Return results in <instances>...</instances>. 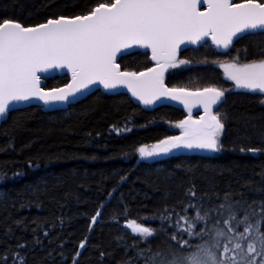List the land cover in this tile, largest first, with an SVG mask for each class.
Segmentation results:
<instances>
[{
    "label": "trees",
    "instance_id": "16d2710c",
    "mask_svg": "<svg viewBox=\"0 0 264 264\" xmlns=\"http://www.w3.org/2000/svg\"><path fill=\"white\" fill-rule=\"evenodd\" d=\"M107 2L0 0V21L33 26ZM247 35L250 55L264 49ZM220 53L209 42L187 48L179 61L188 63L164 79L173 88L225 91L214 111L224 123L220 150L211 156L136 164L139 149L174 135L185 114L168 106L144 110L122 93L95 91L65 110L30 106L10 112L0 124V264H161L197 245L211 248L224 264H233L232 257L237 264L253 257L261 264L264 253H256L257 237L264 234V93L236 88L222 74ZM118 64L125 71L150 66L141 52L121 56ZM66 81L56 76L45 80V88ZM131 220L155 235L133 233L125 227ZM189 223L192 236L183 231ZM249 224L248 239H239ZM220 231L224 235L216 236ZM184 240L189 243L181 248ZM237 242L243 251L223 254L225 244ZM249 242L256 253H247Z\"/></svg>",
    "mask_w": 264,
    "mask_h": 264
},
{
    "label": "snow or ice",
    "instance_id": "6c2138e0",
    "mask_svg": "<svg viewBox=\"0 0 264 264\" xmlns=\"http://www.w3.org/2000/svg\"><path fill=\"white\" fill-rule=\"evenodd\" d=\"M201 3L207 5L203 11L199 10ZM245 33L264 34V2L261 0H243L241 3L232 0H111L99 3L85 15L61 16L31 27L3 19L0 21V116L6 114L12 102L38 99L49 104L67 101L94 83L102 84L105 89L126 85L132 95L146 105L168 96L182 100L188 107L189 98H192L205 112L199 120L181 121L177 126L183 129L182 135L162 140L156 146L157 151L145 152L140 148L142 157L168 153L180 147L219 151L224 123L219 112L212 109L222 101L225 91L216 87L196 92L167 89L163 84V73L169 67L188 63L177 62L181 44H197L210 37L217 48L228 49L234 38ZM133 45L150 48L157 67L140 73L120 71L116 56ZM221 66L236 88L264 93V58ZM65 67L71 71L73 81L66 89L44 91L39 87L38 72ZM196 219L203 220L204 217L197 215ZM92 220L95 222L96 217ZM127 227L144 239L155 235L153 229L135 220L129 221ZM193 227L189 223L183 231L192 236ZM232 230L229 227L228 231ZM252 230L253 226L249 224L239 234V239H248L245 234ZM255 231L259 233L258 224ZM223 235L222 231L216 233L218 237ZM257 239L261 242V253H256L255 243L249 242V255L264 253V234ZM188 243L184 240L181 248ZM214 247H220L219 241ZM234 250L243 251L242 244L237 242L232 248L227 244L223 246L225 255ZM231 259L237 264L234 257ZM161 264H224V260H218L211 248L197 245L187 255L173 254L170 260L161 261ZM248 264H255V258Z\"/></svg>",
    "mask_w": 264,
    "mask_h": 264
},
{
    "label": "water",
    "instance_id": "95a60500",
    "mask_svg": "<svg viewBox=\"0 0 264 264\" xmlns=\"http://www.w3.org/2000/svg\"><path fill=\"white\" fill-rule=\"evenodd\" d=\"M232 2L233 3H241L243 1L235 2L234 0H232ZM206 7H207V5L201 3L199 5V10L203 11V10L206 9ZM83 15H85V14H83ZM76 16H79V15H76ZM72 17H75V16H72ZM72 17H66V18H72ZM57 18H59V17H57ZM51 19H55V18H51ZM46 21H44L42 23H45ZM39 24H41V23H39ZM39 24H36V25H39ZM36 25H33V26H36ZM25 27H31V26H25ZM247 34H251V33L242 34V36H240L239 38H241V37H243L244 35H247ZM239 38H234L233 44ZM205 42H209V44L214 48V50L216 52H224V51L229 49V48L228 49L217 48L216 45L212 42L210 37H205L203 40H201L197 44H189V43L181 44L179 49L177 50V62H179V55H180V53L183 50H185L187 48H197L198 46L202 45ZM133 52H141V53L148 54V60L150 62V66L147 67L146 69H143V70H140V71H125V70H122L121 68H120V71H122V72H136V73H140V72H147L148 69L157 67L156 61H153L152 58H151L152 57L151 49L150 48L140 47V46H137V45H133L131 48L125 49L121 53H118L117 56H116L115 62L118 64V59L121 56H125V55H128V54L133 53ZM175 68L176 67H169L163 73V84H164V87L167 88V89H182V88L168 87L164 83V79H165L166 74L169 73L170 71H172ZM37 75L40 78L39 79V87L41 89H43L44 91H50V90H55V89H66L67 85H69V84H71L73 82L72 81V73L66 67L65 68H50L47 71L38 72ZM56 76H59V77L65 76L67 78L66 83H64L63 85H60L58 87L45 88V80L54 78ZM203 89L204 88L194 89V90H191V89L190 90L189 89H184V90L186 92H196V91H201ZM95 91H100L102 93H107V94H117V93L125 94L131 99V101L135 105L143 108L144 110H153V109H156L158 107L168 106V107H172V108H175V109L183 111L185 116H184V118L182 120H180L176 124L177 132L174 135H171V136H168V137L181 136L182 135L183 129L177 126V125L180 124L181 121H185V120H189V119H191V120H199L200 117L205 115L203 106L200 105L199 103L194 102V100L192 98H189V106L188 107L185 106V103L182 102V100H180V99L173 100V99H171L168 96H162V97H160L158 99H155L153 101V103L146 105L141 100L137 99V97L133 96L132 92L128 89V87L126 85H118L116 88H113V89H105L102 84L94 83V84L89 85L88 88L84 89L83 91L76 93V95L74 97H70L67 101H56V102H52V103H49V104H44L43 101L38 100V99H30V100H27V101L12 102L10 104L9 109L6 112V114L4 116H0V124L2 122H4L6 120V118L8 117V114L10 112L14 111V110L23 109V108L30 107V106H38V107L41 108V110L43 112H52V111H56V110H65L69 105L83 100L84 98H86L87 96H89L90 94H92ZM223 99H224V97L222 98V100ZM218 105L213 107V109H212L213 112L216 110ZM189 107L191 108V111H189ZM168 137H165V138H163V139H161V140H159V141L147 146L146 148H144L145 152H155V151H157L156 146L159 145L162 140H165ZM215 152L214 151H210V150H206V149H197V148L188 149V148H185V147L173 148L168 153H160V154H157V155L144 156V157H142L140 152H139V155H138V157L136 159V164H138L141 160H146V161H150V162H158V161L164 160V159H166L168 157L190 156V155H192V156H211ZM125 227L128 228L127 224L125 225Z\"/></svg>",
    "mask_w": 264,
    "mask_h": 264
},
{
    "label": "flooded vegetation",
    "instance_id": "af4514ba",
    "mask_svg": "<svg viewBox=\"0 0 264 264\" xmlns=\"http://www.w3.org/2000/svg\"><path fill=\"white\" fill-rule=\"evenodd\" d=\"M239 1H243V0H238L235 2H239ZM249 35L252 36V38L250 39L255 40V42L253 41L254 45L262 46L264 44V34H249ZM247 37L248 35H244L243 37L236 40L234 44L228 50L220 53L221 58H220L219 65H220V68H221V71L224 77H227L228 75L225 71V68L222 67L221 65H227L234 61L242 64V63L251 62L252 60H259L261 58H264V49L262 50L259 49L258 51H255L256 54L250 55L251 52L249 51L248 45H251V44L246 40ZM256 93L263 94V93H260L259 91H256Z\"/></svg>",
    "mask_w": 264,
    "mask_h": 264
}]
</instances>
